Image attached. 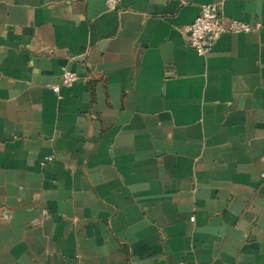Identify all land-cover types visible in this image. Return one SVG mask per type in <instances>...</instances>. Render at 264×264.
I'll list each match as a JSON object with an SVG mask.
<instances>
[{"label": "crops", "instance_id": "1", "mask_svg": "<svg viewBox=\"0 0 264 264\" xmlns=\"http://www.w3.org/2000/svg\"><path fill=\"white\" fill-rule=\"evenodd\" d=\"M0 264H264V0H0Z\"/></svg>", "mask_w": 264, "mask_h": 264}, {"label": "built area", "instance_id": "2", "mask_svg": "<svg viewBox=\"0 0 264 264\" xmlns=\"http://www.w3.org/2000/svg\"><path fill=\"white\" fill-rule=\"evenodd\" d=\"M122 0H105L108 11L118 12ZM260 26H251L242 21H233L225 26L220 10L215 5H205L201 8L198 18L187 28V41L191 49L199 56L209 54L218 40L224 34H248L256 32ZM81 80L76 72L63 69L59 84L50 88L58 95L63 88H73ZM53 158L49 157L48 161Z\"/></svg>", "mask_w": 264, "mask_h": 264}]
</instances>
